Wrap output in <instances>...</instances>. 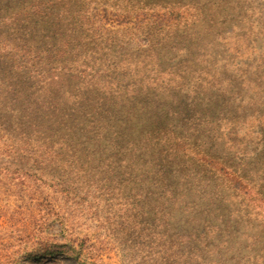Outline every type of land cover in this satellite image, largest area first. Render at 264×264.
<instances>
[{
	"label": "rangeland",
	"instance_id": "rangeland-1",
	"mask_svg": "<svg viewBox=\"0 0 264 264\" xmlns=\"http://www.w3.org/2000/svg\"><path fill=\"white\" fill-rule=\"evenodd\" d=\"M34 1H0V264L264 260V0Z\"/></svg>",
	"mask_w": 264,
	"mask_h": 264
},
{
	"label": "trees",
	"instance_id": "trees-1",
	"mask_svg": "<svg viewBox=\"0 0 264 264\" xmlns=\"http://www.w3.org/2000/svg\"><path fill=\"white\" fill-rule=\"evenodd\" d=\"M0 1H4V4H5V6H6V8L7 9H14V10H21V6H20V4H19V0H0ZM14 2V5H12V6H9V5H11L12 4V2ZM42 1V0H41ZM37 3H40V0H39V2H38V0H35L33 3H31V4H28L27 6H30V5H32V6H34V5H37ZM26 6V7H27ZM177 28H179V27H177ZM179 29H182V28H179ZM199 28H196L195 29V32L193 31V30H191L190 29V31H191V37H190V39H189V41L191 42V44H190V46H189V44H188V46H186L187 47V50L189 51V54H191L193 51H194V49H195V47L196 46H194V45H196V43H197V41H198V36H197V33H196V31L197 32H199V30H198ZM144 62V61H143ZM146 64V63H145ZM155 68V65L152 67V69H154ZM151 69V68H150ZM148 71V70H147ZM139 77H147V74H146V72H144L143 74H140L139 75ZM167 95H168V92H164V93H161V94H159V96L161 97V98H165V97H167ZM206 220V219H205ZM209 220V219H208ZM206 225H209V222H207L206 223ZM257 264H264V260H262V261H259Z\"/></svg>",
	"mask_w": 264,
	"mask_h": 264
}]
</instances>
